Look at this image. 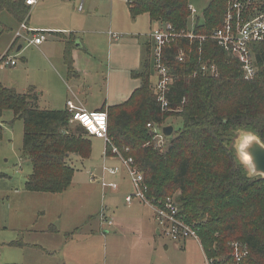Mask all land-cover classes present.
I'll return each instance as SVG.
<instances>
[{
  "label": "trees",
  "instance_id": "1",
  "mask_svg": "<svg viewBox=\"0 0 264 264\" xmlns=\"http://www.w3.org/2000/svg\"><path fill=\"white\" fill-rule=\"evenodd\" d=\"M194 1L126 0V4L131 16L146 15L151 23L170 24L180 32L189 28L188 7ZM207 1L195 20L196 35L219 29L227 12L229 0ZM230 1L241 3L251 16L264 11V0ZM29 12L25 0H0V14L7 13L19 24ZM73 43L69 36L63 50L69 77L76 75ZM179 49L186 54L182 63L176 60ZM251 49L258 72L246 81L238 62L215 43L206 41L200 46L197 41L176 40L164 55L176 78L167 96L169 106L162 111L156 102L146 47L141 70L131 74L139 86L122 104L101 110L108 116L111 145L132 158L143 175L147 196L157 201L176 194L179 214L199 229L203 253L212 264L231 263V242L248 246L242 264H264V178H249L233 147L240 131L253 134L264 145V43ZM204 63L214 64L217 75L193 77ZM36 100L33 88L19 94L0 83V119L11 113L9 125L23 123L20 160L31 166L25 191L62 194L74 175L71 157L87 161L91 141L82 127L69 123L66 109L39 110ZM170 119L179 122L180 128L158 148L155 131ZM2 136L0 126V142ZM106 156H111L108 149Z\"/></svg>",
  "mask_w": 264,
  "mask_h": 264
},
{
  "label": "rangeland",
  "instance_id": "2",
  "mask_svg": "<svg viewBox=\"0 0 264 264\" xmlns=\"http://www.w3.org/2000/svg\"><path fill=\"white\" fill-rule=\"evenodd\" d=\"M207 3V0H196L191 4L197 16L202 14ZM8 20L15 25L16 22L3 13L0 55L9 47L11 33L3 32ZM28 26L34 32H73L81 39L85 52L79 54L81 59L77 65L86 73V84L93 88L88 97L89 109V105L106 96L117 97L125 88L133 91L135 82L131 74L141 70L140 46L144 35L149 33L150 23L146 15L133 20L126 0H41L30 10ZM109 31L121 37L117 44H110ZM22 45L19 52L13 49L9 55L16 57L17 67L0 71V79L6 84L18 85L19 89L33 81H41L45 86L46 80L36 73L43 67L40 53L26 42ZM61 47L47 41L41 48L57 52ZM23 58L27 60L26 69ZM106 66L112 71L110 81ZM12 118L11 113H6L0 120L3 128L0 142V264H205L204 254L196 242H182L180 248L173 245L154 232L155 225L150 218L153 212L149 207L137 201L131 207L125 204L124 198L131 192V187L126 180L121 181L122 173L105 179L118 185L116 193L105 190L102 202L105 215L115 223L114 227L104 225L100 229L98 214L95 217V212L87 205L73 199L76 194L81 197L87 190L93 192L92 188L88 189L90 184L100 192L97 181L89 183V174L98 179L103 165L112 167L104 160L105 146L101 140L90 138L92 156L88 161L71 157L74 175L67 191L62 194L26 192L24 185L31 166L20 160L23 123L16 121L9 125ZM166 124L174 130L180 128V123L173 119ZM134 210L149 222L148 231L135 232Z\"/></svg>",
  "mask_w": 264,
  "mask_h": 264
},
{
  "label": "built area",
  "instance_id": "3",
  "mask_svg": "<svg viewBox=\"0 0 264 264\" xmlns=\"http://www.w3.org/2000/svg\"><path fill=\"white\" fill-rule=\"evenodd\" d=\"M39 0H25L26 6L32 7ZM189 12V28L187 31L176 32L170 24H157V26L148 35L150 39L151 51L150 59L151 66L156 78L153 88L156 95V102L159 104L162 111L167 110L169 106L168 93L173 85L175 76L170 72L166 60L165 51L176 42V40H187L188 44L197 41L201 46L206 41H211L216 44L226 55L236 60L240 65V70L243 74V79L251 81L255 78L258 67L251 46L254 44L264 43V11L251 16L248 9L241 3L230 1L228 2L227 12L223 17L222 26L213 31L210 35H196L194 33L195 20L198 17L195 8L192 5L188 7ZM250 13V14H249ZM24 22L19 24L18 30L15 32V38L22 39L30 46H36L43 40L42 36L33 35ZM31 35V38L29 37ZM186 58L184 50L177 51L176 60L182 63ZM16 61L10 56L4 55L0 58V66L13 67ZM202 75L205 77H214L217 75V69L214 64H202L197 68L192 76ZM67 112L70 114V124H77L82 127L85 134L89 138L102 140L106 149L110 150V154L115 158L119 166L106 167L101 169L100 179L90 174L91 181H98L102 190L106 188L115 192L118 189L116 183H108L104 176H116L123 172L128 179L132 191L124 198L127 205H131L134 200L149 207L153 212V220L158 228L160 235L173 244H180L185 241L196 242L202 253V247L198 236L199 229L195 225L185 222L179 214V207L176 197L171 196L163 200L155 201L147 196V186L144 183L143 175L134 165L131 157L124 156L121 151L111 145L108 135V116L104 111H86L74 105L71 100L66 102ZM149 128L150 125H147ZM156 146L162 148L164 145V137L159 130L155 131ZM128 152V149H124ZM100 225L112 226V220H108L104 211L98 215ZM229 247L232 252L230 264H242L243 260L248 256V246L242 242H231ZM204 254V253H203ZM205 264H212L204 255Z\"/></svg>",
  "mask_w": 264,
  "mask_h": 264
},
{
  "label": "crops",
  "instance_id": "4",
  "mask_svg": "<svg viewBox=\"0 0 264 264\" xmlns=\"http://www.w3.org/2000/svg\"><path fill=\"white\" fill-rule=\"evenodd\" d=\"M40 1L41 0H39L36 5L30 7V10L32 8L36 7L40 3ZM127 9H128V7H127ZM2 15H3V13L0 14V18ZM29 18H30V12H29V15H28V18L26 19V21H24L27 28H29V26H28ZM135 18L136 17H133V20ZM16 23L14 25L10 22V20H8L6 25H4V27H3V29H4L3 32L10 31L8 33H11V35L8 36L9 37V40H8L9 41V43H8L9 47L4 54L0 55V58L2 56H4L6 53L9 56L10 52L13 51V49H15L16 52H19L23 47L22 44L25 43L22 39L15 38V32L19 28V23H17V24ZM149 23H150L149 33L144 35L142 47L140 46V49H141V56H140L141 67H142V57H143V54L145 52L146 47H147V49H149V53L151 51L150 50L151 49V45H150L151 43H150V39H148V35L157 26V24L151 23L150 21H149ZM31 35L32 34H29L30 38H31ZM33 35H39V36L43 37V40L41 41V43L39 45L32 46V47H35L41 55V58L43 61V67L41 69L36 70V73L40 75V78L46 80L45 86H43L41 84V81L40 82L33 81L31 83L27 82L26 85L24 87H22L21 89H19L18 85L4 83V81H2V79H0V83L6 88L8 87V88L14 89L19 94H24V93H26V91L29 88H33L34 92L37 96V100L35 102L36 107L39 110H55V111L64 110L66 108V102L68 100H71L74 103V105L80 109H84L86 111H101L103 109H108L109 107H113V106L121 104L122 102H125L130 97L132 92L139 86V81L132 77V80L135 82V87H134L133 91H131L132 89H129L126 91V88H125L124 91L121 94H119L117 97L108 98L106 96L105 98H103L102 100H99L95 104L89 105V107L91 109L90 110L87 107V104H88V97L90 95H92V93H93V88L89 87L86 84V82L84 81V80H86V77H87L86 73L84 71H81L77 65V62L81 59L79 54L81 52H85V46L83 45V42L81 41V39H79V37H77V35L73 32H70V33H66V32H60V33H56V32L55 33L54 32H51V33L34 32ZM108 35L110 38V44L111 45L114 43L117 44L121 38L120 36H118V34H115L112 31H109ZM69 36H72L74 38L73 50H72V59H73V68H74L76 75L72 76V77L71 76L69 77L67 75V69H66V66H65L64 61H63V50L65 47V42L68 41ZM47 41H51L52 43L60 44L62 47L57 52L56 51L52 52L51 48H41L43 46V42H47ZM149 57H150V54H149ZM12 59L16 61V65L13 67L0 66V71H4V70H8V69L10 70V69L16 68L18 65L16 57H14ZM22 62L24 64V69H26L27 60L25 58H23ZM106 68H107V75L109 76V81H110V76H111L112 71H111V69L109 70V68L107 66H106ZM82 77L84 79H82ZM152 79L154 81L152 83L154 84L156 81L154 73H153ZM106 83H108V81H106ZM106 83L103 84V86L104 85L106 86ZM0 120H2V119H0ZM166 126H168V125H166ZM94 139H96V138H94ZM97 140H100V139H97ZM91 156H92V151H91ZM91 156H90V158H91ZM103 157H104L105 162H108L110 164L109 166H112V167L119 166L118 161L115 158H113L112 156H106L105 151H104ZM116 164H118V165H116ZM103 166H106V165H103ZM121 173L124 174L123 172H121ZM101 175L102 174H101V170H100V177H101ZM90 176L91 175L89 174V177ZM107 176H109V175H107ZM110 177H114V176H110ZM122 177L123 178H121V181L124 182L126 180L130 186V183H129L128 179L126 178L125 174ZM104 179H106V176H104ZM88 181H89V183H95L96 182V180L91 181V179ZM96 183L99 184V186H100V183L98 181ZM90 186H91V184H90ZM90 186L88 185V189L92 188L93 192L91 190H87L86 192L81 193V197L79 196V194H76L73 197V199H75L77 201V203H79L81 205H83V204L87 205L88 209H91L92 212L94 211L95 212L94 215H95V217H97V214L99 215L101 211H104V212L106 211V208H102V202H103V195H105V190H107L108 188H106L105 190H102V188H100V192L99 191L96 192L95 188L90 187ZM130 189L132 191V187ZM108 190H110V189H108ZM117 191H118V189H117ZM117 191H115V192L111 191V192L116 193ZM130 193L131 192L129 191L126 195H128ZM38 194H44V193H38ZM79 197H80V199H79ZM135 201H137V200H134L133 203ZM133 203L131 205H128V206H130V207L133 206ZM139 204H141V203L139 202ZM141 205H143V204H141ZM98 206H99V208H98ZM148 210H149V208H148ZM132 215L136 216V218H137V219H135V223H136V225L134 227L135 232L136 233H138V232L144 233L145 231H148L147 227H149V224H148L149 222H147V220H145L143 217H140L138 215L137 211H135V210L133 211ZM150 218H151V221L153 222V224L155 225V228H153L154 232H156V234L158 236H161L159 231H158V228H157V226L153 220L152 214H151ZM114 225H115V223L112 226H107V225L106 226L107 227H114ZM99 227H100V229H102L104 227V225H100V223H99ZM118 227H120V226L118 225ZM126 230H128V229H126ZM52 231H50V232H52ZM104 234H107V231H104ZM140 236H142V235H140ZM173 245H175L179 248L181 246V244H173ZM138 264H141V263H138Z\"/></svg>",
  "mask_w": 264,
  "mask_h": 264
},
{
  "label": "water",
  "instance_id": "5",
  "mask_svg": "<svg viewBox=\"0 0 264 264\" xmlns=\"http://www.w3.org/2000/svg\"><path fill=\"white\" fill-rule=\"evenodd\" d=\"M172 126H163L159 132L164 138L173 133ZM233 147L239 162L243 165L249 178H264V145L251 133L237 132Z\"/></svg>",
  "mask_w": 264,
  "mask_h": 264
}]
</instances>
